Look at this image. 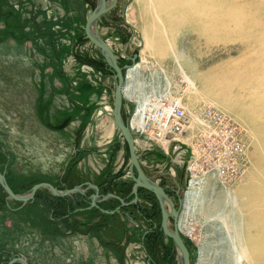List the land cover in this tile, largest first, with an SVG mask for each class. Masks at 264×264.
<instances>
[{"label":"rangeland","instance_id":"obj_1","mask_svg":"<svg viewBox=\"0 0 264 264\" xmlns=\"http://www.w3.org/2000/svg\"><path fill=\"white\" fill-rule=\"evenodd\" d=\"M97 3L0 0V170L21 196L41 182L51 183L60 191L80 185L86 190L84 194L55 197L43 188L34 200L22 203L10 198L0 185V264L20 257L28 264H178L179 251L161 229L159 202L148 192L140 190L138 203L129 207L118 209L121 202L117 198L103 201L99 207L91 205L90 197L96 191L88 189L87 183L98 186L102 197L114 194L126 202L134 198L128 146L112 124L114 73L85 32ZM139 4V0H118L116 7L98 20L97 29L120 65L129 63L128 57L136 53L138 62L142 57L141 77L155 79L153 87L159 88L155 92L158 94L151 96L148 110L160 98L179 99L194 122L201 106L216 108L211 96L231 104L239 98L257 100L264 92V48L248 39L249 33L257 32V26L235 18L226 40H213L214 34L183 19L186 11L154 10L155 27L164 34L166 44L156 37L152 51L138 19ZM161 14L168 25L159 22ZM238 23L241 26L237 32ZM220 66L233 71V81L229 82L230 86L234 84L232 93L227 84L228 89H208L202 84L216 75ZM243 67H248L246 73ZM164 73L170 81H159ZM139 102L135 96L125 97L128 122ZM224 114L244 129L249 145L248 168L237 183L216 185L215 194L211 192L213 186L207 188L208 193H203L207 186L192 193L199 194L193 199V214L186 215L192 230L181 232L191 264H234L231 241L239 245L237 230L246 217L240 192L253 171L260 138L246 120L237 121ZM140 125H135L140 147L137 153L153 170L144 169L166 188L178 208L179 198L184 200L195 183L186 182L185 167L175 162L176 155H166L156 141L152 143L159 151L141 149L146 134ZM195 126L202 129L199 123ZM155 170L159 172L155 174ZM230 189L237 196L236 207L228 197ZM170 223L173 228L172 219Z\"/></svg>","mask_w":264,"mask_h":264},{"label":"bare ground","instance_id":"obj_2","mask_svg":"<svg viewBox=\"0 0 264 264\" xmlns=\"http://www.w3.org/2000/svg\"><path fill=\"white\" fill-rule=\"evenodd\" d=\"M139 3L140 4L137 5L138 7L136 9L137 14L139 16L138 19L140 20L139 22L143 24L142 32L144 38L149 43L147 44V47L150 48V50L152 51L153 50L155 51V48L153 47V41H154L153 39H156V37H158L159 40H164V38H162L164 34L162 35L159 32L160 29L159 28L157 29V27H155L156 19L154 17L155 16L154 10L156 11L158 10L162 12L163 11L170 12L174 10L181 12L186 11L189 14L190 18L187 19L188 14L186 13V18L183 19L194 22L193 25L195 24L196 26H198L199 30L202 29L205 32L209 31L210 33L214 34L215 36H212L213 40L218 39L222 41L226 40V33L227 30L230 29L231 20L235 18L236 19L240 18L242 22H248L258 27L257 32H254L252 34L249 33L248 39L256 41V43L260 44L261 48H264V42L261 41V39H264V0H139ZM238 9L242 11L236 12V10ZM160 17L162 20H160L159 22H162L163 24L166 21V19L162 18L163 17L162 14ZM129 22L134 24L132 18H129ZM165 24L168 25V22L167 23L165 22ZM188 25L191 26V24ZM236 26L237 27L235 29L238 32L240 30L239 26H241V24L238 23L236 24ZM161 32H163V30ZM169 35L171 34L169 33ZM161 43L162 45L163 43L166 44V41L164 40V42L162 41ZM164 51L165 50H163V52ZM165 54L166 53H164V56ZM141 61H142V57H141ZM141 61L137 62L134 68L127 71L126 84L123 88L124 97H128L130 99V98H134L135 96V98L139 99L140 101L138 112H135L134 115L132 116V122L134 126L137 124V122L140 124L141 116L143 112H146L148 110V105H149V101L151 100V96L153 98L154 97L153 94L154 95L158 94L155 92L159 90V88L158 90H156L153 87L155 83V79L147 80L145 79V77L144 78L141 77V73H140ZM243 69H244V73H246L248 67H243ZM213 71L215 70L213 69ZM231 72L233 71H231L228 67L222 66L220 70L216 72V75L214 76L211 75V77H208L206 80H203L202 84L204 88H208V89L211 87L228 89L225 85L227 84L230 86L229 82L233 81V78L231 79L230 77ZM240 72L242 71L240 70ZM158 79L159 81L163 79L170 81L169 77L165 73L162 76L159 75ZM140 81H141V85H140ZM189 81L191 82L192 80L189 79ZM149 86H150V90L148 91ZM233 89H234V84L231 83L228 92L232 93ZM243 89H246V87H243ZM210 99L216 105V108L219 107L218 109L220 111H223L224 113L233 117L237 121L245 122L246 120L248 122L247 124L249 126V129L253 131L254 134L256 133L260 138V142L257 145L254 154L253 171L247 177L246 182H244V184L242 185L240 192L242 195L241 199L243 201V205L246 207V217L244 222L241 221L239 225L240 228L239 230H237V233H239L238 235L239 245H237L236 242L234 244L233 241H231L232 244L230 245L231 246L230 249L233 248L232 250H234L233 260L235 261L234 262L232 261L234 264H264V92L261 95H259V98L257 97V100L249 99V98L247 99L239 98L237 101H233L231 104L216 96H211ZM195 123H199L202 126V129L208 128L207 125L202 120L201 116L198 114L194 122L192 118L188 133L186 136H184L185 137L184 140L186 142L191 143L192 142L191 140L194 138V135L199 131L196 130ZM112 124L115 127L114 120ZM168 138H169V134L166 133L165 139ZM137 143L139 146V142ZM244 175L239 179V181L244 177ZM211 185L214 188L211 190V192L213 194L217 193L216 185H214L213 183ZM192 186L194 185L192 184ZM192 186L189 188H194ZM208 187H209L208 185L206 188L204 187L205 189H203L204 190L203 193H208L207 192ZM227 191H230L231 194H228V197L230 198V201H232L233 206L236 207V205L239 204L237 200V196L233 191H231V189ZM192 193L194 192L190 190L187 193H185L184 196V205L178 222V230L180 234L181 232L185 233L188 230L190 231L192 230V228L189 227V222L187 220L186 215H188V213L190 212L191 214H193L194 204H195L193 199H195L196 195H199V194L192 195ZM167 207L170 208L169 205H167ZM170 227H171V223H170Z\"/></svg>","mask_w":264,"mask_h":264},{"label":"built area","instance_id":"obj_3","mask_svg":"<svg viewBox=\"0 0 264 264\" xmlns=\"http://www.w3.org/2000/svg\"><path fill=\"white\" fill-rule=\"evenodd\" d=\"M198 114L210 129L199 130L191 143L186 142L184 136L188 133L193 116L179 99L165 101L160 98L141 116L139 125L146 134L141 149L159 151L152 143L154 140L165 149L166 155H176L175 162L186 169V182L195 183L191 188L193 192H199L200 186L210 187L212 183L229 187L239 181L248 167L249 145L245 132L238 123L212 105L201 106ZM129 126L136 137L139 152V139L135 135L132 118ZM166 133L169 134L168 139H165ZM141 162L145 168L153 170L146 161L141 159ZM158 172L155 170L154 173ZM170 172L174 173L173 169Z\"/></svg>","mask_w":264,"mask_h":264},{"label":"water","instance_id":"obj_4","mask_svg":"<svg viewBox=\"0 0 264 264\" xmlns=\"http://www.w3.org/2000/svg\"><path fill=\"white\" fill-rule=\"evenodd\" d=\"M118 3V0H98L97 6L89 16L86 26L85 32L88 39L100 50L102 55L105 57V60L108 66L114 73V78L116 80L115 92H114V104H113V115L115 120V126L121 131L122 138L126 141L130 156V166L129 171L131 177L134 181V185L132 188V194L134 198L130 202H126L124 199L117 197L114 194H109L107 196L102 197L100 195L99 187L90 183H87L88 189H94L96 191L95 194L91 195V205L92 207H99V203L106 201L111 198H117L121 202L122 207H129L132 205H136L139 201V190L144 189L149 192H152L160 205L162 222L161 228L163 232L173 240L179 251V260L178 264H191L190 251L188 250L184 239L182 238L179 230H178V222L180 219L183 202L184 200L179 198V206L176 207L174 200L167 193L166 188L161 186L157 181H155L151 176H149L140 160L139 155L137 154V145H136V137H134L128 120L125 118L126 113V104L125 97L123 94V88L126 84V73L128 70L135 67L137 64V60L139 55L136 53L132 57H128L130 62L124 65H120L119 60L112 50L110 45L106 40H104L97 29L98 20L105 14L109 13L113 10ZM0 185L4 188V190L8 193L9 197L15 201L27 203L29 201L34 200L38 190L46 188L50 190L53 196L55 197H67L71 196L74 193L84 194L86 190L83 189V186H76L70 189H66L60 191L53 184L48 182H41L35 184L30 193L26 196H21L16 194L12 188L9 186L6 176L0 170ZM170 206V208L167 207ZM105 213L114 214L116 211H106L102 210ZM173 220V228L170 227V221ZM28 264L27 260L20 257L15 258L9 262V264L15 263Z\"/></svg>","mask_w":264,"mask_h":264},{"label":"trees","instance_id":"obj_5","mask_svg":"<svg viewBox=\"0 0 264 264\" xmlns=\"http://www.w3.org/2000/svg\"><path fill=\"white\" fill-rule=\"evenodd\" d=\"M140 190H143V191H146V192H148L150 195H152L156 200H157V198H156V196L152 193V192H149V191H147V190H144V189H140ZM139 190V191H140ZM140 193V192H139ZM168 193V192H167ZM171 197V196H170ZM161 210V209H160ZM162 229V228H161ZM163 231V230H162Z\"/></svg>","mask_w":264,"mask_h":264}]
</instances>
